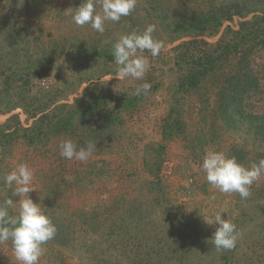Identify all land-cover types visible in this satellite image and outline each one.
I'll list each match as a JSON object with an SVG mask.
<instances>
[{"label":"rangeland","instance_id":"1","mask_svg":"<svg viewBox=\"0 0 264 264\" xmlns=\"http://www.w3.org/2000/svg\"><path fill=\"white\" fill-rule=\"evenodd\" d=\"M212 1L137 0L129 16L108 22L99 33L72 21L83 0H0V202L17 201L9 212L18 213L19 197L3 178L27 163L37 188L28 195L57 227L38 264H264V175L241 199L209 185L201 168L206 150L251 167L264 158V137L226 108L231 67L199 77L193 87L192 75L203 69L177 57L183 42L202 40L215 54L234 42L243 17L224 22L214 35L174 26L183 11L194 17ZM149 24L156 25L161 53H142L150 62L142 80L116 77L114 59L105 61L95 50L111 52L120 36L143 32ZM50 44L57 49L48 66ZM256 64L264 82V50ZM88 74L91 82L64 86ZM145 82L150 92L132 95ZM47 89L58 103L43 109L51 122L35 127L22 105L42 110ZM61 104L72 105L74 123L64 119L71 108ZM242 106L263 115L264 96L249 94ZM9 122L15 127L5 128ZM172 125L176 133L169 137ZM62 139L78 147L92 141L97 148L85 162L67 160L60 156ZM216 213L236 225L239 236L231 250L218 251L210 242L219 225L203 216ZM0 264H17L10 240L0 244Z\"/></svg>","mask_w":264,"mask_h":264},{"label":"clouds","instance_id":"2","mask_svg":"<svg viewBox=\"0 0 264 264\" xmlns=\"http://www.w3.org/2000/svg\"><path fill=\"white\" fill-rule=\"evenodd\" d=\"M136 6L137 0H83L76 7L72 21L77 26L89 25L96 32L104 33L108 22H119L122 17L129 16ZM155 31L156 25L149 24L143 32L133 31L116 40L112 45L116 77L144 78L150 62L142 53L148 51L152 57H157L163 49V43L153 37ZM150 90L151 84L145 82L135 87L132 95H147ZM96 148L97 144L92 141L83 147H78L71 139H62L59 143L61 157L81 162L89 160ZM201 168L207 183L213 188L222 193H238L241 199H247L251 195V186L264 175V158L246 167L235 157L206 150ZM3 180L6 186L12 188V195L19 199L15 215L10 214L9 209L16 210L17 201L5 198L0 202V244L11 241L17 264H38L45 252L44 245L55 237L57 227L44 212L41 203L34 202L28 195L37 188L33 184L34 172L27 163L17 165ZM203 217L206 223L219 225L210 238L218 251L235 248L239 233L234 223L224 219L221 213L214 214L211 219Z\"/></svg>","mask_w":264,"mask_h":264},{"label":"trees","instance_id":"3","mask_svg":"<svg viewBox=\"0 0 264 264\" xmlns=\"http://www.w3.org/2000/svg\"><path fill=\"white\" fill-rule=\"evenodd\" d=\"M174 1L185 2V0ZM183 12L180 14L182 17L180 16L181 18H178L175 21L174 26H179L180 29L184 31H187V29H193L192 33H195V31L203 33L209 31L211 35H214L215 32L223 26L224 22L232 20L235 16L244 18V20L241 21L238 30H236L234 42L223 44L222 47L219 45V47H221L219 48L221 51L217 54H215V47L212 48L213 46L211 45L205 47L204 41L192 40L183 42L181 45L177 46L176 49L179 51V54L177 53V57H179L180 60L188 61V63H194L196 66L203 69L198 75H192V79H195V81H192L190 85L193 87L197 85L196 83H198L197 81L200 78L206 77L210 74L215 76L220 71L225 72L231 67L230 72L226 73L229 75L226 78L227 93L224 98L226 108L228 109L229 106L230 108L233 107L235 112L232 115L233 117L238 115V119H241L242 122L246 123L247 130L264 137V114L262 115L254 110L247 112L242 106L243 98L249 94L252 96L255 94H262V96H264V82H262L259 73L263 70L259 69L256 64V58L262 56L264 50V0H213L209 6V10L206 12H197L199 15L196 13L197 15L193 17L191 13L189 14ZM188 12H190V10ZM250 14L253 15L247 19V16ZM186 26H191V28H186ZM180 29L178 30L180 31ZM131 32H133V30ZM131 32H129V34ZM47 47L49 53L47 54L48 58L46 63L49 66L52 64L50 55L56 46L54 47L53 44H50L47 45ZM87 48L88 47H85L84 51ZM89 52L90 54L92 53V51ZM89 52L87 55H90ZM95 52V55H101L105 61L114 59L112 51L108 52L105 47L99 51L95 50ZM69 56L70 53L62 54V58L64 59ZM229 73L232 74L230 75ZM101 74L104 75V72H99L97 75L100 77ZM92 80L93 74H88L87 76L81 78H73L69 82H65L64 86L72 87L74 89L77 84L81 82H91ZM48 88H50V86ZM46 94V102L40 108L42 110H38L37 108H34V106L28 108L25 104L22 105L21 102H18V104L22 105L24 108L27 118L29 120L35 119L33 122L35 127L38 125L43 127L44 124L42 123L44 120H49V122H51L50 119L52 117L46 112L48 109H43L52 104L55 105L58 103L56 96H53L52 90L47 89ZM15 105L17 104H14V106ZM71 106L72 105L70 104H61V106H59L71 108V111L67 113L64 118L70 124L75 122V112ZM13 109L14 107H6L8 112ZM38 115L40 116L37 118ZM10 120L11 119H9V121ZM19 123L18 119V121H15L14 125L16 126ZM14 125L9 122L4 126L5 128L10 129L11 126ZM31 131H33V129H31ZM3 132L6 133L5 131ZM175 133V127L172 125L169 137ZM6 134H8L7 136H11L10 133ZM24 135L28 137L27 139H34L33 134Z\"/></svg>","mask_w":264,"mask_h":264}]
</instances>
